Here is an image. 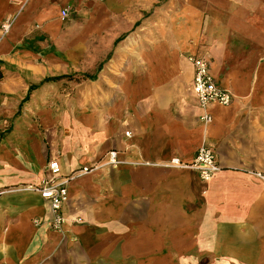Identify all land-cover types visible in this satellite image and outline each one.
I'll list each match as a JSON object with an SVG mask.
<instances>
[{
    "label": "crops",
    "instance_id": "1",
    "mask_svg": "<svg viewBox=\"0 0 264 264\" xmlns=\"http://www.w3.org/2000/svg\"><path fill=\"white\" fill-rule=\"evenodd\" d=\"M191 55L233 95L208 123ZM0 130V264H264V0H0ZM204 144L210 181L169 166ZM50 160L90 169L61 231Z\"/></svg>",
    "mask_w": 264,
    "mask_h": 264
},
{
    "label": "built area",
    "instance_id": "2",
    "mask_svg": "<svg viewBox=\"0 0 264 264\" xmlns=\"http://www.w3.org/2000/svg\"><path fill=\"white\" fill-rule=\"evenodd\" d=\"M68 14L67 8L62 9L60 12L61 19L67 18ZM12 23V18L3 22L1 25L3 34L8 33ZM188 61L193 67L192 91L199 108L205 112L201 119L208 123L211 121V116L206 113L207 108L210 105L227 107L232 103L233 95L228 90L218 86L211 73L210 62L206 58L191 55L188 57ZM106 161L107 165L115 167L118 164L117 152H108ZM169 166L195 170L203 182L210 181L220 170L213 148L206 144L196 150L192 161L183 162L179 158L173 157L169 160ZM44 171L43 178L32 190L48 205L51 213L50 228L53 231H61L66 222L61 209L68 201L67 184L77 175L87 173L90 169L82 167L64 176L61 174V166L58 161L50 160L47 162ZM79 221L76 219V222ZM33 223L38 225L40 221L34 220Z\"/></svg>",
    "mask_w": 264,
    "mask_h": 264
},
{
    "label": "rangeland",
    "instance_id": "3",
    "mask_svg": "<svg viewBox=\"0 0 264 264\" xmlns=\"http://www.w3.org/2000/svg\"><path fill=\"white\" fill-rule=\"evenodd\" d=\"M70 17H72L71 16V14H70V16H69V18ZM59 20H61V21H63V20H66V18L65 19H61V17L59 16ZM81 66H82V64H81ZM85 68V67H84ZM83 68V69H84ZM97 68H98V66L96 65V67L95 68H93L92 70H90V72L89 73H92L93 75L95 74V72H96V70H97ZM89 73H87L86 72V74L85 75H89ZM76 74H82V73H75V75ZM89 77L90 78H93V77H91L90 75H89ZM83 79V77H75V80L77 81V82H80V80H82ZM85 79V78H84ZM64 88L65 87H63L62 88V92H61V97H59V99H58V103H59V107H58V110H57V113H59V114H61V113H63L65 110L64 109H62V106L64 105V101H65V91H64ZM4 131L3 130H0V135L3 133Z\"/></svg>",
    "mask_w": 264,
    "mask_h": 264
},
{
    "label": "trees",
    "instance_id": "4",
    "mask_svg": "<svg viewBox=\"0 0 264 264\" xmlns=\"http://www.w3.org/2000/svg\"><path fill=\"white\" fill-rule=\"evenodd\" d=\"M60 79H61V77L46 78V79H44L43 81H41L39 85H42V84L45 83V82H49V81H57V80H60ZM35 87H36V86L31 87V89H33V88H35Z\"/></svg>",
    "mask_w": 264,
    "mask_h": 264
}]
</instances>
